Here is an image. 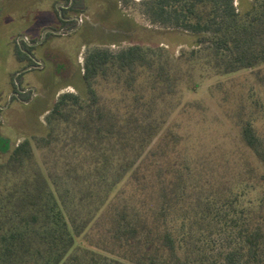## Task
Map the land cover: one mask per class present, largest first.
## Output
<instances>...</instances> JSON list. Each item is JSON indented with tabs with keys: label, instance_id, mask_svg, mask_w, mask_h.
Masks as SVG:
<instances>
[{
	"label": "trees",
	"instance_id": "1",
	"mask_svg": "<svg viewBox=\"0 0 264 264\" xmlns=\"http://www.w3.org/2000/svg\"><path fill=\"white\" fill-rule=\"evenodd\" d=\"M66 3L63 17L85 6ZM234 3L137 2L150 25L196 36L189 53L84 45L76 92L58 94L43 112V133L0 163V264H264V196L244 199L254 175L264 185V127L254 112L241 100L231 119L258 169L245 158L226 184L208 161L184 160L182 138L168 127L184 65L213 77H258L264 67V0ZM59 20L66 31L76 26ZM21 44L17 57L28 59L23 49L33 48ZM101 85L121 88L118 104L107 103Z\"/></svg>",
	"mask_w": 264,
	"mask_h": 264
},
{
	"label": "rangeland",
	"instance_id": "2",
	"mask_svg": "<svg viewBox=\"0 0 264 264\" xmlns=\"http://www.w3.org/2000/svg\"><path fill=\"white\" fill-rule=\"evenodd\" d=\"M131 1L124 7L118 0H85L81 12H68L77 21L76 31L68 32L58 21V13L67 6L66 0H1L0 137L10 142V148L6 153L0 152V163L7 160L11 149L23 138L43 133V112L58 94L76 92L86 43H114L111 49L134 44L160 45L174 51V56L192 50L196 36L150 25L137 10L139 0ZM241 3L243 0H235L234 5ZM49 28L61 33L41 39ZM23 41L34 47L35 58L43 63L40 69L23 72L16 80L25 90V102L34 97L29 105L13 98L9 102L17 73L27 66V60H19L16 54V46H22ZM182 70L181 82L187 78L190 83H181L174 94L171 107L176 103L178 107L168 127L182 138L184 160L208 161L213 173L223 177L224 184L233 182L245 158L257 168L242 148L231 117L242 100L246 111H253L258 118L256 126L264 127V67H260L258 77L256 70L223 77H213L207 69L192 68L189 64ZM194 84L197 87L192 89ZM98 90L110 105L118 104L122 98L121 88L113 85H101ZM207 169L211 172L209 166ZM254 176L251 182L255 190L244 198L252 203L264 196V185H256Z\"/></svg>",
	"mask_w": 264,
	"mask_h": 264
},
{
	"label": "flooded vegetation",
	"instance_id": "3",
	"mask_svg": "<svg viewBox=\"0 0 264 264\" xmlns=\"http://www.w3.org/2000/svg\"><path fill=\"white\" fill-rule=\"evenodd\" d=\"M69 7V5H67L65 8H61V11L58 13V21H59V23H61L60 22V17H61V19L63 20V21H65V22H68V21H72V20H74V18L72 17V16H66V17H63V15H62V10L63 9H67ZM75 21V20H74ZM76 23H77V21H76ZM76 28H77V24H76V26H75V28L73 29V30H71V31H76ZM50 29V28H49ZM52 29V28H51ZM53 30V29H52ZM61 31H63V29L61 28L60 29ZM56 31V30H55ZM69 32V31H68ZM47 34H52V33H46V35ZM45 35V36H46ZM53 35V34H52ZM45 38V37H44ZM43 38V39H44ZM41 39H42V36H41ZM28 47H32V48H34L31 44L29 45L26 41H23ZM23 51L25 52V54L27 55V57H28V59H26L27 60V66L22 70V71H20V72H18L17 73V76H16V78H15V86H14V88H13V91H12V93L10 94V98H9V102L11 101V98H13V99H17V100H19L20 102H22V103H25V105H29V104H32L33 103V101H34V97H32L31 96V101L29 100V103L26 101H24L23 99H22V94L24 93V91L25 90H22L21 88H20V85L17 83V81L16 80H18V78L21 76V73H23V72H27V71H29V70H35V69H40V68H38V67H41L42 65H43V63L42 62H39V61H37V59L35 58V56H34V53H33V50L31 51V52H28L27 50H25V49H23ZM33 91H34V88L32 89V93H33ZM28 103V104H27ZM3 138V137H2ZM5 141H7V143H8V146H9V148H10V142L8 141V140H6L5 138H3Z\"/></svg>",
	"mask_w": 264,
	"mask_h": 264
},
{
	"label": "water",
	"instance_id": "4",
	"mask_svg": "<svg viewBox=\"0 0 264 264\" xmlns=\"http://www.w3.org/2000/svg\"><path fill=\"white\" fill-rule=\"evenodd\" d=\"M46 33H53V34H60L61 32L60 31H55V30H52V29H46L43 34H42V39L45 37ZM42 41V40H41Z\"/></svg>",
	"mask_w": 264,
	"mask_h": 264
},
{
	"label": "crops",
	"instance_id": "5",
	"mask_svg": "<svg viewBox=\"0 0 264 264\" xmlns=\"http://www.w3.org/2000/svg\"><path fill=\"white\" fill-rule=\"evenodd\" d=\"M53 34V33H52ZM53 35H56V34H53ZM59 35V34H58Z\"/></svg>",
	"mask_w": 264,
	"mask_h": 264
}]
</instances>
